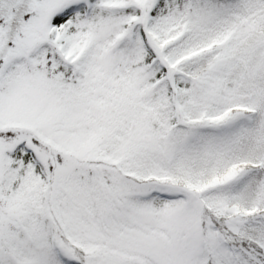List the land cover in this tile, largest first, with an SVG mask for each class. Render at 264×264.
I'll return each instance as SVG.
<instances>
[{
	"label": "snow or ice",
	"instance_id": "snow-or-ice-1",
	"mask_svg": "<svg viewBox=\"0 0 264 264\" xmlns=\"http://www.w3.org/2000/svg\"><path fill=\"white\" fill-rule=\"evenodd\" d=\"M0 264H264V0H0Z\"/></svg>",
	"mask_w": 264,
	"mask_h": 264
}]
</instances>
